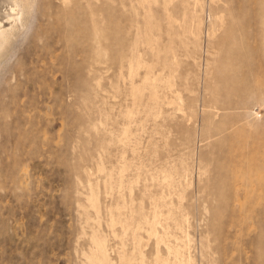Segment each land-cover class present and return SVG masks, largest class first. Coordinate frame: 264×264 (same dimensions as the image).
Segmentation results:
<instances>
[{"label":"rangeland","instance_id":"1","mask_svg":"<svg viewBox=\"0 0 264 264\" xmlns=\"http://www.w3.org/2000/svg\"><path fill=\"white\" fill-rule=\"evenodd\" d=\"M31 7L0 58V264H264V0Z\"/></svg>","mask_w":264,"mask_h":264},{"label":"bare ground","instance_id":"2","mask_svg":"<svg viewBox=\"0 0 264 264\" xmlns=\"http://www.w3.org/2000/svg\"><path fill=\"white\" fill-rule=\"evenodd\" d=\"M32 4L33 0H0V27L3 24L11 27L9 30L0 28V58L9 46L11 38L26 24ZM16 22L20 23L19 26Z\"/></svg>","mask_w":264,"mask_h":264}]
</instances>
